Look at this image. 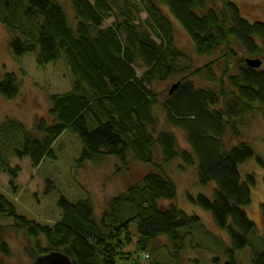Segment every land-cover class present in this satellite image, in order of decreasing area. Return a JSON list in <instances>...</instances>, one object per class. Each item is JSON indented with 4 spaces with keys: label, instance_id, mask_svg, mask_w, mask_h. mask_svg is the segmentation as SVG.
<instances>
[{
    "label": "trees",
    "instance_id": "obj_1",
    "mask_svg": "<svg viewBox=\"0 0 264 264\" xmlns=\"http://www.w3.org/2000/svg\"><path fill=\"white\" fill-rule=\"evenodd\" d=\"M119 1L121 9L116 0H73L77 19L73 28L56 0H0V24L11 35L14 57L36 54L42 68L63 61L73 79L71 92L51 97V122L41 119L33 131L17 127L22 128L23 142L16 154L20 160L30 159L35 168L48 159L57 160L54 145L70 131L82 145L81 164L107 158L126 164L133 156L153 171L111 200L100 221L90 200L72 204L61 197L60 221L43 226L19 216L3 195L0 218L25 233L27 252L34 260L61 253L73 264H139L138 255L147 254L149 264H183L186 240L204 226L198 217L160 204L176 199V185L164 169L180 161L197 166L203 186L216 185L213 200L201 196L196 203L230 238L229 245L223 240L218 244L224 264H246L247 253L248 264H264V242L245 211L255 181L249 177L244 184L240 174V166L253 158L254 151L248 143L228 148L225 141L229 133L240 139L239 126L247 116L258 113L264 119V67L254 59L264 56V22L250 23L231 0H146L141 9L129 0ZM170 18L188 34L199 56L220 52L226 67L221 79L214 73L215 63L195 73L215 89L182 78L176 93L161 103L153 86L182 74L177 64L186 59L176 47ZM111 19L113 24L105 28ZM235 46L262 67L254 70L242 59L232 74ZM20 91L15 75L5 74L0 80L5 99H16ZM159 111L170 127L185 134L191 151L178 149L173 134H157ZM158 153L161 164L156 162ZM1 170L13 185L19 168L3 164ZM3 229L0 254L9 256ZM161 237L172 248L165 261L157 252Z\"/></svg>",
    "mask_w": 264,
    "mask_h": 264
},
{
    "label": "rangeland",
    "instance_id": "obj_2",
    "mask_svg": "<svg viewBox=\"0 0 264 264\" xmlns=\"http://www.w3.org/2000/svg\"><path fill=\"white\" fill-rule=\"evenodd\" d=\"M56 1L62 6L69 24L75 28L77 19L73 0ZM129 1L132 6L141 9L146 0ZM231 2L239 8L243 18L250 23L264 22V0H231ZM116 3L120 9L123 7L121 1L116 0ZM142 19H146V15L142 14ZM170 19L174 27L176 47L186 56V59H180L177 64L182 74L153 86V91L161 103L170 98L169 91L182 78L188 77L197 87L215 89L216 85L203 82L195 73L215 63L214 73L217 79H221L226 67L220 52L212 57L199 56L191 38L181 25L173 18ZM113 22V19L108 21L105 28ZM10 40V33L0 24V80L5 74H13L17 77L21 88L20 96L14 100L5 99L0 95V162L20 170L13 185L11 177L4 171H0V195L15 206L19 216L43 226L53 227L60 221L61 197L72 204L90 200L97 220L100 221L111 200L124 194L153 169L135 160L133 156H128L126 164H122L115 158H107L100 163L81 164L79 161L82 145L70 131L65 132L54 145L53 150L57 160L48 159L38 168H35L28 158L20 160L16 152L21 148L23 134L22 128L17 127L21 126L25 130L33 131L39 120L51 122V97L71 92L73 79L63 61L42 68L37 65L36 54H28L22 59H16L9 47ZM234 50L237 56L232 62V74L236 73L234 66L238 62L249 59L239 46H235ZM254 59L262 61L264 67V56L261 59ZM142 73L139 72L140 75ZM159 119L157 134L159 132L173 134L176 137L178 149L191 151L185 134L170 127L161 111H159ZM243 121L244 126H239L240 139L234 138L232 133H229L225 141L228 148H233L239 143H248L254 151L253 158L240 166V174L244 184L248 183L249 177L254 178V185H250L251 205L245 211L257 229L259 241L264 242V119L260 114L254 113ZM157 155L156 162L161 164L162 157L160 153ZM3 164L0 163V166ZM164 170L175 183L177 196L173 202L163 201L160 204L166 207L176 206L186 215L198 217L204 226L203 230L196 231L193 237L186 240L185 252L182 254L183 264H224V257L218 244L223 240L226 245H229L230 238L226 232L214 226L212 214L202 210L196 203L201 196L213 200L216 185L210 183L203 186L199 180L197 166L187 167L180 161L171 162ZM11 222V220L0 218V227L6 228L3 229V240L10 252L9 256L0 254V264H35L37 259L34 260L27 252L28 238L25 233H18L11 229ZM132 239L134 243L137 242L135 234ZM134 248L133 244L129 250L133 252ZM167 249L172 250L169 240L166 237L159 238L157 252L160 260H166ZM146 255H138L139 264H149ZM243 258L246 264L251 263L248 253ZM215 259L219 261L215 263Z\"/></svg>",
    "mask_w": 264,
    "mask_h": 264
},
{
    "label": "water",
    "instance_id": "obj_3",
    "mask_svg": "<svg viewBox=\"0 0 264 264\" xmlns=\"http://www.w3.org/2000/svg\"><path fill=\"white\" fill-rule=\"evenodd\" d=\"M247 65L254 69V70H258L262 67V62L260 61H253V60H248L247 61ZM180 84L177 83L176 85H174L170 92H169V96H173L176 91L179 89ZM35 264H73L71 262V260L64 254L61 253H51V254H47V255H43L41 257H39Z\"/></svg>",
    "mask_w": 264,
    "mask_h": 264
}]
</instances>
